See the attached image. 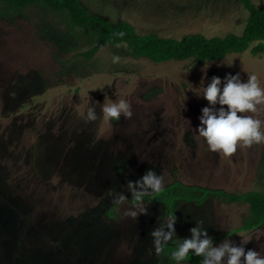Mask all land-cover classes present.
I'll list each match as a JSON object with an SVG mask.
<instances>
[{"label":"rangeland","instance_id":"obj_1","mask_svg":"<svg viewBox=\"0 0 264 264\" xmlns=\"http://www.w3.org/2000/svg\"><path fill=\"white\" fill-rule=\"evenodd\" d=\"M81 2L89 14L161 37L241 34L248 17L239 0ZM87 49L83 36L43 7L0 17V264H176L155 252L150 235L167 213L176 217L168 244L199 227L216 240L213 247L228 241L264 255V224L232 232L249 213L244 202L211 194L202 205L176 199L168 211L152 196L144 198L145 213L125 214L137 210L129 182L149 170L163 174V189L264 192V144L238 146L225 157L195 134L202 108H226L203 98L211 79L220 78L222 88L231 76L243 83L255 75L264 87V52L154 63L108 46L89 60L79 55ZM120 99L132 117L110 124L102 108ZM89 107L94 121L85 119ZM238 115L264 121V105ZM118 194L126 200L114 206Z\"/></svg>","mask_w":264,"mask_h":264},{"label":"trees","instance_id":"obj_2","mask_svg":"<svg viewBox=\"0 0 264 264\" xmlns=\"http://www.w3.org/2000/svg\"><path fill=\"white\" fill-rule=\"evenodd\" d=\"M239 1L248 12L241 34L228 33L224 36L211 37L201 33L187 34L182 38L161 37L153 32L138 34L128 21L121 20L112 24L102 15L89 14L81 0H0V17H11L30 6H40L57 13L64 18L71 33L78 32V36L85 38L89 49L80 52L79 55L89 60L101 47L108 46L123 49L133 58H148L154 63L174 60L210 62L221 60L230 53L249 50L257 55L264 52V5L256 6L252 0ZM176 188L179 194H175ZM211 194L229 203L248 204L249 213L246 219L242 226L232 232L250 231L264 224V192L257 190L231 194L222 190L174 184L155 194L153 198L164 202L170 211L176 199L202 205ZM215 241L213 240L212 244ZM174 247L176 246L173 244H167L163 253L170 258V251ZM202 259L203 257L196 256L190 251L189 259L185 262L200 264Z\"/></svg>","mask_w":264,"mask_h":264},{"label":"clouds","instance_id":"obj_3","mask_svg":"<svg viewBox=\"0 0 264 264\" xmlns=\"http://www.w3.org/2000/svg\"><path fill=\"white\" fill-rule=\"evenodd\" d=\"M119 59L118 56H113V63L118 62ZM238 75L227 78L222 88L221 79L213 77L203 89V98L209 105L218 103L226 108L220 107L217 110L212 107L202 108L200 123L195 130L196 137L202 141L208 151L221 153L225 157L235 153L238 146L251 147L254 144H264V121L251 115H238V113H256L258 105H264V87H261L255 75L249 76L247 82L243 83L238 79ZM102 112L103 119L110 124L118 121L121 116L131 118L133 114L131 105L126 99L105 104ZM85 119L89 121L97 119L94 108H88ZM164 184L163 174L157 175L152 170L147 171L139 180L129 182L128 186L132 191L134 207L137 210H129L125 214L136 218L138 214L145 213L144 198H151L160 193ZM125 200L123 194H118L113 199V205H120ZM175 220L173 213H167L166 222L151 232L156 253L166 251V245L175 235ZM190 232V238L184 239L170 251V259L176 264L187 261L190 250L192 254L203 257L201 264H222L225 256H227L226 264H264V255L256 250L245 251L244 247L232 246L228 241L213 247L212 239L208 237L206 231L193 227Z\"/></svg>","mask_w":264,"mask_h":264}]
</instances>
